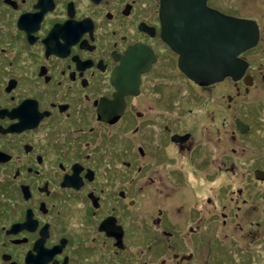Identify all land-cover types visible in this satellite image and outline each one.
I'll return each instance as SVG.
<instances>
[{"label":"flooded vegetation","instance_id":"flooded-vegetation-1","mask_svg":"<svg viewBox=\"0 0 264 264\" xmlns=\"http://www.w3.org/2000/svg\"><path fill=\"white\" fill-rule=\"evenodd\" d=\"M200 2L170 6L196 15L171 24L196 71L225 66L234 20L257 31L202 84L162 39V0H0V264L264 258L247 231L264 212V0Z\"/></svg>","mask_w":264,"mask_h":264},{"label":"water","instance_id":"water-1","mask_svg":"<svg viewBox=\"0 0 264 264\" xmlns=\"http://www.w3.org/2000/svg\"><path fill=\"white\" fill-rule=\"evenodd\" d=\"M196 2L201 1L200 3L202 4V11H207L204 8V0H195ZM172 4V0H162V9H161V21H162V25H163V29H162V39L166 42V44H168L169 46H171L172 48L176 49L178 53H180L181 55V59H180V68L182 70V72L184 74H186L188 77H190L192 80H194L196 83L198 84H202L205 81H208L209 83L214 82V81H218L221 79V77L223 76L222 73V69L226 70V68L230 67V63H231V59L233 58V56L236 53H240L243 52L247 49H249L250 47H252L255 43H256V39H257V31L255 30L254 26L252 25V23L248 20H234L235 22V26L239 27L240 29V39H239V43L238 48H236L233 52L232 55H228L226 53L225 57H224V64L225 66H212V65H207V67L205 68V72H199L196 71L195 69H197L196 66L193 65H189L187 64V51L185 50V48H183L180 45L175 44L174 39L176 34L171 30V24L173 21V26H179V27H185L187 26V20L190 19L192 16H196L195 14H191L190 16L188 15H179L177 17H172L170 16V6ZM198 8L194 7L193 12L197 11ZM208 17H211V15H208ZM199 18H201V15L199 16ZM176 19V20H175ZM224 22L226 24H231L234 22H229L228 20H224ZM178 34V32H177ZM184 42V39H180ZM233 62V61H232ZM140 73V70L134 72V80L129 81V83L133 86H137V77Z\"/></svg>","mask_w":264,"mask_h":264},{"label":"rangeland","instance_id":"rangeland-1","mask_svg":"<svg viewBox=\"0 0 264 264\" xmlns=\"http://www.w3.org/2000/svg\"><path fill=\"white\" fill-rule=\"evenodd\" d=\"M166 173L167 171H165V174ZM205 188L206 186H203L202 190H204ZM256 218L258 219L256 224H254L249 230H247L245 227L244 229H246L247 231L253 232V233L254 231H256L255 234H258L260 237H263L262 230L264 229V212H262L261 209L257 211ZM256 228H259V230L257 231ZM253 255L256 257V260H258L257 264H264V258H262V253L251 251L249 254V257L252 258Z\"/></svg>","mask_w":264,"mask_h":264}]
</instances>
